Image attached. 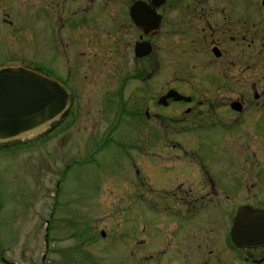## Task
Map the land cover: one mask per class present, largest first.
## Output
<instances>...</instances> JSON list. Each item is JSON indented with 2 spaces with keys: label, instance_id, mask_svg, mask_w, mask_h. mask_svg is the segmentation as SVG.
Returning a JSON list of instances; mask_svg holds the SVG:
<instances>
[{
  "label": "flooded vegetation",
  "instance_id": "obj_1",
  "mask_svg": "<svg viewBox=\"0 0 264 264\" xmlns=\"http://www.w3.org/2000/svg\"><path fill=\"white\" fill-rule=\"evenodd\" d=\"M0 41V66L44 73L71 97L50 133L0 154L69 135L117 145L125 121L140 264H264V246L230 238L239 210L264 212V0H0ZM89 96L100 115L83 111ZM0 264L13 263L0 251Z\"/></svg>",
  "mask_w": 264,
  "mask_h": 264
},
{
  "label": "rangeland",
  "instance_id": "obj_2",
  "mask_svg": "<svg viewBox=\"0 0 264 264\" xmlns=\"http://www.w3.org/2000/svg\"><path fill=\"white\" fill-rule=\"evenodd\" d=\"M8 44L0 41V58ZM126 63L129 71L135 69L131 57ZM92 78L103 88L102 74ZM89 98H83V111L100 115ZM93 117L78 123L104 127ZM117 130V145L96 147L69 135L61 148L59 139L33 140L0 154V250L6 259L14 264H140L144 246L138 244L137 196L122 191L134 177L128 165L135 152L123 137L127 122ZM149 244L146 254L153 252Z\"/></svg>",
  "mask_w": 264,
  "mask_h": 264
},
{
  "label": "water",
  "instance_id": "obj_3",
  "mask_svg": "<svg viewBox=\"0 0 264 264\" xmlns=\"http://www.w3.org/2000/svg\"><path fill=\"white\" fill-rule=\"evenodd\" d=\"M70 105L69 92L57 80L24 67L0 68V143L49 133ZM230 238L239 248L264 246V213L239 210Z\"/></svg>",
  "mask_w": 264,
  "mask_h": 264
}]
</instances>
